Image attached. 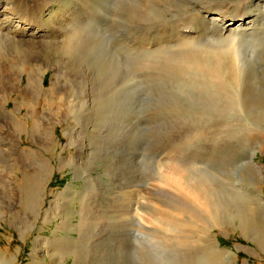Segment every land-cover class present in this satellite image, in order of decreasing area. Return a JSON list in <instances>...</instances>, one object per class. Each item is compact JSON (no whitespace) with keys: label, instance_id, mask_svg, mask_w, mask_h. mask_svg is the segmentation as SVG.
<instances>
[{"label":"rangeland","instance_id":"rangeland-1","mask_svg":"<svg viewBox=\"0 0 264 264\" xmlns=\"http://www.w3.org/2000/svg\"><path fill=\"white\" fill-rule=\"evenodd\" d=\"M54 1L0 0V22L41 16L52 55L105 36L134 83L103 103L86 67L60 71L46 49L23 62L6 39L28 36L0 31V264H264V0H200L209 14L245 10V60L217 51L200 68L191 56L182 73L179 49L157 67L144 51L177 44L175 24L205 14L196 0ZM236 199L254 207L256 231L226 219Z\"/></svg>","mask_w":264,"mask_h":264},{"label":"bare ground","instance_id":"bare-ground-1","mask_svg":"<svg viewBox=\"0 0 264 264\" xmlns=\"http://www.w3.org/2000/svg\"><path fill=\"white\" fill-rule=\"evenodd\" d=\"M53 2H55V1L53 0ZM107 2H108L107 0H103L102 1V4H105ZM195 3H196V5L199 8L201 7L204 10L203 11L205 13L204 16L199 17L197 19L196 23L194 24V27H192V28L189 27L188 25H185V24L184 25H181V26H177V24H175L176 25V28L175 29L173 28V30L170 31L171 32L170 35L176 36V42H177V44H173V45H170L169 44V47L159 48V46H161L162 43L161 42H158V43H156V46L158 48L155 47V48L151 49L150 51H144L145 58H147V59L151 58V59H149V61L151 60V61H153V63H155L154 62L155 59L162 60V57L164 56V55L162 56L160 54V51H166V54H170V56L169 55L168 56H169V59L171 61V59L173 58V55L170 52L171 51H176L177 49H179L177 51L182 56L180 58H178L177 60H175V57L176 56L174 57L175 65L179 67V68H176V71L178 69L179 70L182 69L184 71V66H188V65H191L192 66V64H190V62H191L190 61L191 56L193 58H196V59L199 60L196 63L198 64L197 67H200L201 68V65L202 64H207V62H205V60L207 61V58L210 55H214L215 53L218 54L217 51L218 52L221 51L224 54V56H226V57L228 56V58H230L232 60L231 61V64L232 63H234V64H238L239 63L240 65H236L237 67H235V68H238L239 69V67H241V64H242V61L239 60V56L241 57V59H244L245 60V58H244L245 56H243L242 50H241L242 49V44L248 42L246 40V38H244V36H239V35H242L243 33L246 32V29H244L243 26H241L244 23V16L246 14L243 11H245V10L244 9H238L236 12L230 13V12H228L227 9L217 8L215 10V12H216L215 14H209L210 10H209L208 6H206V4H204L200 0H196ZM181 5L182 4H180L178 2L177 6L179 7ZM102 6H104V5H102ZM188 6H189V4H188ZM257 9H258V7H257ZM259 14L261 15L262 13L260 12ZM2 18H4V23L3 22H0L1 23L0 24V31L3 30V29H5V30H7V35L8 34L14 35V38H15V36H23V35L28 36V37H25L26 39L21 38L18 41H12V40L6 39V37H4V36H0V39L1 40H5L6 39V43H7V40H8V43L7 44L10 47H12V49H15V52H17L19 54L22 53V52L23 53H29L28 56H27V57H29V59H25L23 62L30 61V60H34L33 59L34 57H32V54H34V53L35 54H39V55H42V54L44 55V53L42 51H45V49H46L45 52L48 53V54L46 56H44V61L45 62H48L49 60H52L54 62V66L56 64V68L57 69L62 68V66H65V65L69 66L68 64H71L70 63V60H73L74 63L71 64V66H70L71 68L70 69L71 70H74V69L77 70L78 68L80 69V68L86 67V69H87L86 71L90 75L89 76V79H90V82H91V86L96 90L99 98H102V102L103 103L110 96V90L112 88L115 89V90H121V89L123 90L124 88H130V83H134V78L132 76L127 77V76H125L123 74V72L119 75V73L116 71L117 64L122 63L121 58L119 57V54L117 53L116 49H114L112 46H110L107 43V40H106V38L104 36V33L101 30V28H99V29L97 28L98 29V32H96V33H98L100 35H103L104 36V39H99L98 37H95L91 33V35H93V39H92V41L89 40L86 43L87 44V47H84L83 50L82 49L78 50L75 47H72V49H70L69 44H65L63 46V48H64V50L67 53L66 52H63V50H62L61 51V54H59V52H57V53H54L52 55V53L49 54V52L52 51V50L49 47L43 45L41 43L42 41H40L41 39H44V35H43L42 31H40V29H39L40 28L39 26H41L43 24V22L41 21V16H36L35 14H33V15L26 14L21 9V11L19 12L18 17H16V19H17L16 21H13L12 22V19L11 18H8V17H2ZM0 21H2V20L0 19ZM238 21L240 23H237L236 24L235 22H238ZM261 21H263L262 16H261ZM181 24H183V23H181ZM250 25H253L254 26L253 22H250L249 23V26ZM263 28H264V26H263ZM183 29L184 30L186 29L187 32L183 31ZM196 29L198 31L194 32ZM259 29L249 28L248 29L249 30V33H246L244 35H248L249 36V35L257 34L256 32ZM248 30H247V32H248ZM207 31H209V32H207ZM191 32H193V33H191ZM260 32L262 33V31H260ZM258 34H260V33H258ZM164 35H165V33H164ZM195 35H210V39L213 40V44H211L212 43L211 42L210 43L211 45H209V42H208V39L209 38H208V36H207V38H205V40L200 39L201 41H197V40L195 41L194 40ZM213 35H215V38H211ZM163 37L165 38V36H163ZM199 38H201V37H199ZM159 41H161V40H159ZM164 41H165V39H164ZM218 47H222V49L221 48H218ZM22 48H24V51H21ZM58 50L59 49L57 48V51ZM55 51L56 50H54L53 52H55ZM75 51H78L80 54L79 53H78V55L73 54ZM178 52H177V54H178ZM199 54H202V55H199ZM224 56H222V58ZM61 57L62 58H65L66 60L63 61L61 59ZM164 58H165V56H164ZM35 60H37V59H35ZM157 60H155L156 61L155 66L157 65ZM164 61H166V60H164ZM179 61L181 63L180 65H179ZM240 61H241V63H240ZM18 62H20V61H18ZM172 62H173V60H172ZM194 63H195V61H194ZM217 63H218V61H217ZM172 64H174V63H172ZM22 65H23V63H22ZM168 65H169V63H168ZM194 65H196V64H194ZM169 66H171V65H169ZM160 67H161V65L159 66V68ZM66 68L68 69V67H66ZM165 68H167V67H165ZM170 68H172V67H170ZM235 68H233V70ZM163 69H164V67H163ZM238 69H237V71H238ZM166 70L167 69H165V71ZM169 70H171V69H169ZM182 70H180L179 72L182 73ZM188 70L189 69H187V71ZM231 70H232V68H231ZM233 70H232V72H233ZM44 71L45 70L41 71L40 72V76L37 78V82L38 83L36 85V90H38V91H40L41 75H43ZM179 72H177V73L180 74ZM222 72H223V70H222ZM154 73H155V70H154ZM195 73H196V71H195ZM171 74H173V72ZM175 74H173V76ZM178 74H177V76H178ZM199 74H200V72H199ZM167 75L165 74V76H167ZM117 76H121V78L118 79L117 82H115V78ZM169 76H170V74H169ZM231 76H232V73H231ZM158 78H160V77L158 76ZM99 104L101 105L102 103L100 102ZM70 106L68 107V112L71 113V114L72 113L74 114L77 108L74 107V108H76V109H74L73 107H70ZM189 179H191V178L189 177ZM183 180L185 181V178ZM220 190L222 192L224 191L222 189H220ZM213 192H215V191H213ZM223 193L225 194V192H223ZM214 195H215V193H214ZM225 195H224V199L226 198ZM217 200H219V198ZM236 200L239 202L238 205L236 204L238 208L235 207V209H234L232 207L234 209L233 210V213L231 211V213L229 215H226L227 216L226 219L227 220H232V221H234L235 219H238L240 221L241 226H243V228H245V229H248L249 228L251 231H253V229H255L254 231H256L257 230L256 229V223L254 222V226H253L252 223H251V221H250V219H249V216H251L252 213L254 212V207H252L251 205H249L247 203H244L243 201H241L239 199H236ZM70 201H72V199ZM220 201H221V199H220ZM220 201H216V203H214V204L216 206H220L221 204H223V201L222 202H220ZM226 201H228V200L226 199ZM232 202H233V200H232ZM204 203L203 202L200 203V205L202 206V208L203 207H208L210 205L213 206V204H209V203L208 204H206V203L204 204ZM221 206L223 207L224 205H221ZM114 208H115V212L112 214V219L113 220H118V219L121 218V216H122V214H123L124 211H123L122 207L120 205H118V204H115ZM79 209H80V205H79ZM77 213H79V215H81L80 216V222H79V225H78L80 227V226H82L83 221H84L83 220L84 218H82V213L84 214L83 206L81 207L80 212H77ZM124 216H125V214H124ZM220 220H221V222H223L224 219H220ZM252 220H253V218H252ZM219 224H220V222H219ZM70 227L72 228L73 226L71 225ZM80 228H79V231H80V233H82L83 230H82V228L80 230ZM81 236H82V234H81Z\"/></svg>","mask_w":264,"mask_h":264}]
</instances>
